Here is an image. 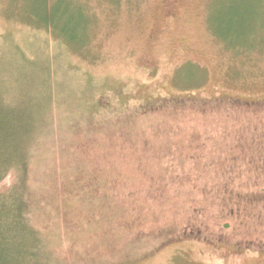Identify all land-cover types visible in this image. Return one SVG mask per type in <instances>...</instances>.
I'll list each match as a JSON object with an SVG mask.
<instances>
[{"label": "rangeland", "instance_id": "1", "mask_svg": "<svg viewBox=\"0 0 264 264\" xmlns=\"http://www.w3.org/2000/svg\"><path fill=\"white\" fill-rule=\"evenodd\" d=\"M41 1L0 0V104L51 262L264 264V0Z\"/></svg>", "mask_w": 264, "mask_h": 264}, {"label": "trees", "instance_id": "2", "mask_svg": "<svg viewBox=\"0 0 264 264\" xmlns=\"http://www.w3.org/2000/svg\"><path fill=\"white\" fill-rule=\"evenodd\" d=\"M52 1L42 0L41 7L47 10ZM58 16L52 13L47 18L46 12L39 15L35 11L28 22L49 31L62 44H74L75 35ZM18 52L23 57L21 49ZM25 61L31 63L29 59ZM48 68H44L45 81L50 77ZM45 91L42 104H50L52 97ZM9 102L7 106L0 104V186L12 175L14 180L8 189H0V264H54L45 240L29 222L25 193L32 152L37 147L35 133L40 128L39 123L31 120L27 106L19 108L13 105V100Z\"/></svg>", "mask_w": 264, "mask_h": 264}]
</instances>
